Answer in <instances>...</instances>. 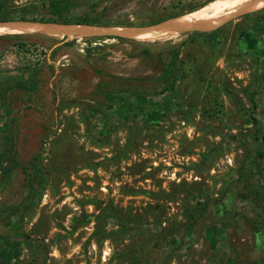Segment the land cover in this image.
Returning a JSON list of instances; mask_svg holds the SVG:
<instances>
[{"label":"rangeland","instance_id":"rangeland-1","mask_svg":"<svg viewBox=\"0 0 264 264\" xmlns=\"http://www.w3.org/2000/svg\"><path fill=\"white\" fill-rule=\"evenodd\" d=\"M209 1L64 15L142 28ZM49 10L0 0V21ZM236 17L153 42L0 28V264H264V8Z\"/></svg>","mask_w":264,"mask_h":264},{"label":"bare ground","instance_id":"bare-ground-1","mask_svg":"<svg viewBox=\"0 0 264 264\" xmlns=\"http://www.w3.org/2000/svg\"><path fill=\"white\" fill-rule=\"evenodd\" d=\"M128 1V0H127ZM142 5V4H141ZM132 8V7H131ZM264 8V0H211L206 4L163 21L158 27L142 28H112L100 30L95 27L76 25H56L42 23H22L11 25L14 29L25 30L35 34H46L51 37H80L87 33L101 34L114 32L124 38L142 42H153L168 37L176 36L179 30H190L193 28L213 29L251 10ZM236 17V18H237ZM9 24L0 25V28L8 27ZM169 39V38H168Z\"/></svg>","mask_w":264,"mask_h":264},{"label":"trees","instance_id":"trees-1","mask_svg":"<svg viewBox=\"0 0 264 264\" xmlns=\"http://www.w3.org/2000/svg\"><path fill=\"white\" fill-rule=\"evenodd\" d=\"M48 2V7H49V11L51 12L52 15H56L59 20H42L39 21L41 23H60L62 25H83L85 24V22L82 21H76V20H72L71 18L65 17V10H66V6L69 3V0H46ZM24 21V20H21ZM2 22V21H0ZM18 37L16 35H5V36H0V39H4V38H15ZM176 61V57L174 56L173 60H172V64H174ZM253 121V125L256 128L257 127V121L255 119H252ZM258 131V130H256ZM255 139L257 140L258 138L255 137ZM258 157L261 158L262 160H264V155L262 154V152H258ZM13 165H8V166H3L1 173L3 176H7L10 174V171L12 169H14L15 167L18 166V163L16 162V160L14 159L13 161ZM224 264H236L234 263V261L232 260H227Z\"/></svg>","mask_w":264,"mask_h":264},{"label":"water","instance_id":"water-1","mask_svg":"<svg viewBox=\"0 0 264 264\" xmlns=\"http://www.w3.org/2000/svg\"><path fill=\"white\" fill-rule=\"evenodd\" d=\"M233 18V17H232ZM231 18V19H232ZM35 23V22H27V21H10V22H0V25L1 24H12V23ZM164 22H161V23H158V24H155V25H151V26H147V27H142V29H147V28H149V27H158L159 25H161V24H163ZM42 24H46V23H42ZM51 24H54V23H51ZM62 25V24H61ZM215 28H217V27H215ZM215 28H213V29H215ZM213 29H203V28H193V29H190V30H179L178 32H188V31H208V30H213ZM177 32V33H178ZM102 34H105V35H113V36H119V35H117L116 33H114V32H107V33H101V34H89V33H87L86 35H102ZM120 37H122V36H120ZM68 37H65V39H67ZM58 45V44H57ZM57 45H55L53 48H55Z\"/></svg>","mask_w":264,"mask_h":264}]
</instances>
